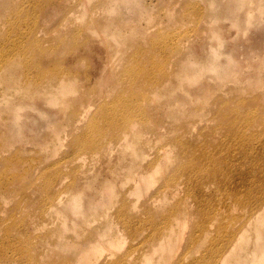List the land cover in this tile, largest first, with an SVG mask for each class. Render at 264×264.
Masks as SVG:
<instances>
[{"label": "rangeland", "instance_id": "374dc122", "mask_svg": "<svg viewBox=\"0 0 264 264\" xmlns=\"http://www.w3.org/2000/svg\"><path fill=\"white\" fill-rule=\"evenodd\" d=\"M109 1L0 0V103L7 101L6 106H0V174L2 171L10 176L23 174L28 163L38 164L40 173V169L47 165L51 167L55 162L67 172L62 187L68 191L64 196L65 211L55 213V222L48 224V219H44L27 230L19 227L10 232L13 239L25 243L33 238L36 242L33 248H37L44 263L76 264L78 256L90 253L94 237H107L102 221L103 209L108 205L107 198L112 197L109 189L117 195L129 182L125 161L130 156L113 150L105 155L99 152L90 160L80 149L74 150L77 144L74 137L83 130L77 129L80 126L77 117L83 116L88 123L114 104L115 91L108 93L105 90L112 80L118 81L116 90L129 89L130 82L118 80L124 67L129 70L142 67L148 74L166 75L150 103L151 108H158L152 113L153 121L161 123L164 135L162 139H155L145 133L139 148L153 149L169 140L170 123L180 127L188 125L193 138L199 135L198 141L212 137L199 132L201 128L203 132H209L210 128L226 123L221 122L222 112L214 103L217 97L225 99L231 106L240 104L254 118V109L260 112L264 109V0H119L125 4L112 13L106 9ZM88 20L105 24L106 30H86ZM36 72L37 77L34 76ZM68 73L72 78L69 89L48 101L46 94L30 97L18 91L19 86L27 91V85L38 79L42 81L53 75L58 79ZM146 87L139 86V90ZM30 98L36 101L35 106H24L21 112L15 107L19 102L30 103ZM103 100L106 103L100 104ZM19 112L21 119L17 127L14 120ZM73 122L75 129L69 132ZM215 136L222 139L221 133L216 132ZM90 139L88 141L93 142ZM252 150H246L250 153L247 157L258 158V163L264 165V140ZM13 154L18 155L19 163L8 160ZM80 155L85 158L78 161L79 168L69 172L75 166L70 160ZM239 155H235L240 161L238 167H234L236 170L228 180L229 184L239 183L240 167H246ZM260 169L263 170L256 167L241 185L257 186V179L262 177ZM152 189L141 192L149 191L145 197L140 192L130 194L132 200L138 199L136 207ZM195 191L198 193V189ZM202 191L201 195L214 199L210 201L214 209L206 218L207 227L217 228L231 212L238 213L239 209L228 207L229 204L215 209V204L220 205L224 198L213 185L204 186ZM24 192L29 193L30 189L26 188ZM182 193L180 196L183 197ZM19 198V193L8 195L0 190V202L7 211L20 202ZM71 198L77 199L74 209L68 205ZM196 200L201 202L196 204ZM206 201L199 196L194 202H188V230L197 232L193 225L200 219L199 209L203 206L207 210ZM226 202L230 203L229 200ZM168 204L156 207L150 203L145 207L156 213L155 219L159 220L160 215L167 212ZM21 205L23 209L24 203ZM13 220L17 221V218L10 222ZM249 226L243 237H233L235 248H240L245 241L248 242L245 248H252V231L255 229L252 224ZM135 227L137 231L123 234V241L119 239L124 246L116 253L128 250L131 256L127 254L128 260L132 264L139 260V253L130 247L131 243L147 239L151 234L150 221L144 215ZM49 229L60 234H47ZM212 237L213 242L218 243L228 239L221 227L203 238L202 233L197 234L194 240L202 242V246L195 250V258L207 254L208 238ZM8 241L4 240L0 246L5 247ZM182 253H185L184 249L178 248L170 264L188 263V257L179 255ZM120 262L124 263L123 260Z\"/></svg>", "mask_w": 264, "mask_h": 264}, {"label": "bare ground", "instance_id": "6f19581e", "mask_svg": "<svg viewBox=\"0 0 264 264\" xmlns=\"http://www.w3.org/2000/svg\"><path fill=\"white\" fill-rule=\"evenodd\" d=\"M123 4H125L123 1L110 0L106 9L112 13L115 10L118 11L119 6L121 7ZM105 26V24L92 20L85 23V29L89 31L106 30ZM37 75L38 72L34 76L37 77ZM54 77L55 75L45 77L42 81L38 79L30 82L27 85V91L19 86L18 91L21 95L30 97L46 94L48 101L55 95L65 93L72 81L70 73L66 77L61 76L58 79ZM165 77L166 75L148 74L142 67L138 70H129L124 67L118 80L130 82L129 89L116 90L118 81L112 80L105 90L108 93L115 91L114 104L108 106L99 117L92 118L88 123L83 120V116L76 118V121L80 122L77 129L83 128V130L74 137L75 142L77 141L74 150L80 149V152L88 155L90 160H93L99 152L105 155L106 152L113 150H118L120 155H129V160L125 163H128L126 174L130 183L127 182L117 195L113 193L112 188L109 189L112 197H108L106 200L108 205L103 209L105 213L102 219L103 226L107 230V237L105 239L94 237L90 253L78 256L75 263L80 264V261H83L82 264H132L128 260V256H130L128 250L116 253L124 246L122 241L125 236L123 234L137 231L135 224L144 215L146 220L150 221L151 234L146 237L147 239L134 240L131 243L130 247L139 253V260L134 264H170L178 248H183L185 252L179 254L180 256L184 255L183 258H189V262L186 264H264V235H262L264 234V165L258 163V158L247 157L250 153L246 151L247 149L252 150L254 145H258L260 141L264 140V109L261 112L254 109L256 110L254 118L253 114L242 109L240 104L231 106L225 99L217 97L214 103H217L222 112L221 122L226 123L210 128L209 132H203L202 128L199 132V134H208L205 137H212L198 141L199 135L197 138H193L192 131L188 130V125L180 127L170 123L169 140L159 143L153 149L139 148L141 140L145 138V133L153 135L155 139H160L164 135L161 123H158L157 120L153 121L152 113L158 108H151L150 103L156 95V88L165 82V80L162 81ZM139 86L147 87L140 91ZM30 99L32 100L30 103L19 102L15 107L21 112L24 106H35L36 101H33V98ZM105 100L100 104L106 103ZM243 100L246 101V99ZM6 103L7 101L2 102L0 106H6ZM20 112L15 115L14 121L17 127L21 119ZM256 125H260L261 128H255ZM75 126L76 123L73 122L69 132L75 129ZM101 127L104 128V132ZM216 132L222 134L221 140L215 136ZM91 136L93 137L90 139ZM88 139L93 142H89ZM11 146L12 143L9 142V147ZM67 148L70 149L71 145ZM236 150L238 151L236 152ZM235 155H239L241 163L246 166L240 167L242 171L237 177L243 182L251 177L256 167L263 168V170L260 169L262 177L257 179V186H244L241 185V181L229 184L228 180L234 176L236 170L234 167H238L240 161L235 158ZM81 158H85V156H76L70 160L75 163V166L69 172H74L79 168L78 161ZM8 160L14 164L20 162L17 154L11 155ZM66 173L63 168L57 167V162L53 163L51 167L47 165L46 168L40 169V173H38V164L32 163H28L23 174L10 176L2 171L0 174L1 192L8 195H14V192L19 193L20 202L14 204L9 211L0 202V244L4 243V240H9L5 247L0 246V264H58L41 261V254L37 248H33L36 246L33 238L28 239L25 243L23 240L13 239L10 232L19 227L22 230H27L44 219H48V224L55 222V213L65 211L64 196L68 191L62 187ZM13 180L15 182L14 189L12 188ZM56 181L58 182L55 183ZM207 185H213L223 194V202L220 205L216 203L215 209H220L228 204V207L239 209L238 213L231 212L229 216L227 215L217 228L205 225L209 211L214 209L210 202L214 199L206 197L205 194L201 195L203 187ZM26 188L30 189L29 193L24 192ZM149 188L152 189L149 196L139 207H136L138 199L135 200V203L130 194L144 193L143 191L149 190ZM196 189H198V193H196ZM148 192L146 191V194ZM181 192H183L184 199L180 196ZM142 193L141 195L145 197L146 194ZM199 196L207 200V210L203 206L199 209L200 219L193 225L197 227L196 232L193 229H187L190 224V208L187 204L189 201L194 202ZM226 200H229L230 203H227ZM200 202L196 200V204ZM22 203H24L23 209ZM150 203L156 207L162 205L165 207L169 203V208L167 212L160 215L159 220H156L157 214L145 207ZM68 205L73 209L76 208L77 199L71 198ZM15 217L17 221L10 222ZM251 224L255 229L252 231L254 235L252 248H245L248 244L245 240L240 248H235L233 237L236 235L243 237L244 230H249ZM219 227L223 229V233L228 236V239L218 243L213 242L215 241L213 237L208 238L210 245L207 254L198 259L195 258V250L200 249L202 242L195 241L194 237L202 233L203 238L206 234L208 235V232H216ZM52 231L49 229L46 233L60 234V232ZM119 239L122 241L119 242ZM11 240L23 243L24 248ZM115 249L116 255L113 254ZM120 260H123L124 263ZM176 264L183 263L177 262Z\"/></svg>", "mask_w": 264, "mask_h": 264}]
</instances>
